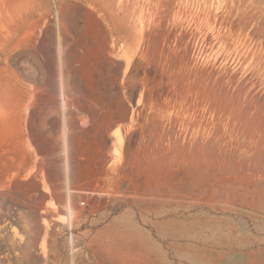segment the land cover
<instances>
[{
    "label": "rangeland",
    "instance_id": "rangeland-1",
    "mask_svg": "<svg viewBox=\"0 0 264 264\" xmlns=\"http://www.w3.org/2000/svg\"><path fill=\"white\" fill-rule=\"evenodd\" d=\"M263 195L264 0H0V264H264Z\"/></svg>",
    "mask_w": 264,
    "mask_h": 264
},
{
    "label": "bare ground",
    "instance_id": "bare-ground-1",
    "mask_svg": "<svg viewBox=\"0 0 264 264\" xmlns=\"http://www.w3.org/2000/svg\"><path fill=\"white\" fill-rule=\"evenodd\" d=\"M252 127V126H251ZM261 184H262V182H261ZM258 186H260L259 184H257V188H258ZM253 191H255V190H253ZM214 192V191H213ZM215 193V192H214ZM256 193V192H255ZM257 195V194H256ZM262 195V194H261ZM264 196V195H263ZM212 198V197H211ZM251 198V199H250ZM255 197H254V195H249V197H243L241 200H239V203H240V205H242V206H246V207H249V208H252V209H254V202H255ZM259 199V198H258ZM232 200H234V199H232ZM231 200V201H232ZM258 201V200H257ZM215 202V201H214ZM233 202V201H232ZM264 203V202H263ZM232 208H233V206H232ZM258 208V209H257ZM256 209H257V211H261V213L264 215V204H263V206H258ZM235 210H236V208H235ZM254 254V253H253ZM252 255V254H251ZM256 255H257V253H256ZM256 255H254V256H256ZM258 255H259V252H258ZM146 257V256H145ZM138 258V257H137ZM136 258V261L138 260ZM258 258V257H257ZM142 261H143V259H142ZM228 264V263H227ZM231 264V263H230ZM232 264H234V263H232ZM240 264V263H239Z\"/></svg>",
    "mask_w": 264,
    "mask_h": 264
}]
</instances>
